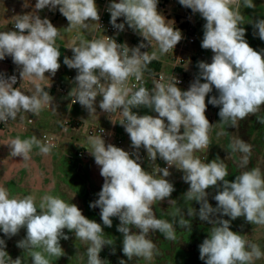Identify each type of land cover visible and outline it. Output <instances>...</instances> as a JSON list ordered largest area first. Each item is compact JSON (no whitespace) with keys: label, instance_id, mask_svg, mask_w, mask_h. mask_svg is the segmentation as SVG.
I'll use <instances>...</instances> for the list:
<instances>
[{"label":"clouds","instance_id":"obj_1","mask_svg":"<svg viewBox=\"0 0 264 264\" xmlns=\"http://www.w3.org/2000/svg\"><path fill=\"white\" fill-rule=\"evenodd\" d=\"M178 2L206 21L201 47L213 53L211 63L198 62L199 73L186 91L177 86L180 81L175 76L167 82L164 77L159 82L154 81L151 90L144 86V73L158 55L156 51L149 54L141 49L155 41L162 56L172 51L183 38L181 31L169 26L158 12V0H112L107 8L113 28L123 31L127 24L147 44L142 41L129 48L110 37L80 39L78 45L69 47L73 56L63 59L69 69L77 70L76 86L69 93L74 97L72 103L79 102L93 113L96 98L101 96V110L106 113L120 111L124 119L119 123L134 149L129 153L111 143L106 144L101 134L88 137L90 150H87L104 180L98 199L90 202L89 207L100 209L104 226L111 228L112 218L119 219L117 231L123 236L122 252L128 260L137 257L150 261L157 254L156 245L148 239L150 232L158 231L167 240L176 239L174 223L157 218L152 207L170 198L175 191L174 185L166 179L171 174L169 168L175 166L184 173L182 178L189 184L184 199L200 204L198 212L189 207L187 217L198 216L212 225L208 237L199 245V258L205 264H253L254 260L264 258V252L259 245L232 231L231 221L244 217L251 224L264 225V174L260 168H253L229 181L226 179L228 167L223 160L202 162L194 152L209 148L212 124L205 115L208 104L219 107L220 123L230 127H237L239 121L257 114L264 106V50H254L245 39L246 30L240 26L244 20L240 12L241 0ZM242 2L245 8L256 7L253 0ZM57 7L69 22L68 31L88 30L100 20L95 0H36L35 4L36 11L45 8L55 11ZM16 17V30L0 31V60L10 56L20 68L22 80L33 82L35 92L27 95L14 87L16 75L5 78L0 74V122L4 123L15 120L21 112L39 116L53 100L40 81L45 80V73L54 76L61 67V53L56 46L60 29L37 14ZM121 17L124 22L117 23ZM252 23L258 30L254 35L264 41V19ZM133 77L139 87L129 86ZM213 86L218 96H212L206 104ZM141 107L157 115H139L132 111ZM258 122L264 124V118H258ZM103 131L100 129V133ZM223 134V131L217 133ZM8 146L13 157L20 156L25 161L30 159L34 146L45 155L54 147L41 143L35 135L26 139L18 136L11 139ZM141 148L146 150L151 162L159 158L167 165L158 167L160 178L142 167ZM230 148L242 154V166L249 163L252 151L249 143L236 138ZM212 187L217 189L213 197L216 207L207 198L206 190ZM169 202L176 201L169 199ZM217 214L219 218H214ZM171 216L178 226L190 228L191 221L180 208ZM224 216L230 219H223ZM21 229L26 230V236L17 242V247L29 254L31 264H51L48 257L64 255L60 241L69 239L65 229L88 245L87 264H104L99 254L105 245L113 244L111 239L105 238L101 224L86 218L76 204L67 203L58 196L44 195L37 205L32 195L12 197L6 188L0 187V231L11 238ZM5 247V240L0 239V264H23L21 257L13 260ZM120 264L125 261L121 260Z\"/></svg>","mask_w":264,"mask_h":264},{"label":"rangeland","instance_id":"obj_2","mask_svg":"<svg viewBox=\"0 0 264 264\" xmlns=\"http://www.w3.org/2000/svg\"><path fill=\"white\" fill-rule=\"evenodd\" d=\"M27 0H0V31H14L11 28V23L14 17L10 14V10L13 7L20 8ZM119 2V0H116ZM256 5L255 8H245L242 6L240 12L242 16H246L248 19L256 21L258 19H264V0H253ZM168 12L170 13V18H166L164 10L162 8L157 9L165 19L169 26L175 29L176 15L178 11L172 7H168ZM32 11L35 9L32 8ZM42 19L45 17L44 11L39 12ZM123 22L124 18L121 17ZM127 25V24H125ZM69 24L59 22L55 25L60 29V36L57 38L56 46L59 48L61 53L59 58V63L61 67L56 72L54 76L50 73H45V80L49 79L48 82H53V84L66 85L67 89L71 92L74 88L73 85L68 82L69 68L63 64V59L65 56L71 58L73 52L71 48L79 44L80 39L90 40L95 31V24L91 26L88 30H83L80 28L68 31L66 28ZM181 31L180 29H177ZM182 33V31H181ZM183 37V33H182ZM154 50L160 59H168L167 54L159 55L158 46L154 41ZM206 56L210 58L211 51L207 50ZM199 57V56H198ZM12 60L10 56H6ZM190 63L189 58H186V66L188 67ZM19 74L20 68L14 71ZM149 90L153 87L151 85L147 86ZM53 100L50 105H46L40 112L39 116H35L31 113L21 112L17 116V120H20L23 125V130L18 132L14 131V137H20L21 139L30 138L35 135L43 144H46L43 135L44 134H55L58 138V143L56 146L52 147L49 154L45 155L40 153L39 149L35 146L30 153V159L25 161L22 157H13L8 150L7 155L10 156L8 165H5L2 169L0 168V187H4L10 193V196L22 198L27 195H32L35 199L37 205H39L41 198L44 195L58 196L67 203L76 204L82 211V214L90 219L95 220L100 223L104 230V236L106 239H111L113 241L112 245H105L101 252L100 258L105 260L104 264H120L121 260L125 261V264H205L199 258V245L203 242L205 238L208 237L210 229L212 227L208 222H202L205 227L200 229L194 225L190 228H183L175 224L171 213L176 209L180 208L182 212L185 213V218L187 219V209L193 206V201H186L184 199V193L188 190L189 184L185 183L183 180L184 173L178 170L176 167L170 172V176L166 177L175 188V191L171 195V199L176 202L171 205L169 211L164 216H159L160 219H166L174 223L176 230V239L167 240L164 236L158 232L159 239L155 240L153 232H150L148 239L152 240L158 245L157 254H155L152 260H145L143 258L133 257L132 260H128L122 252V239L123 236L117 231V225L119 224V219L113 217L112 227L109 228L104 226L100 218V211L97 208H90V202L98 199V193L100 192L103 185V177L100 175V168L96 165L93 160H82V171L80 174L83 178H86L91 183V192L86 193L82 183V177L80 178L77 174V169L75 165L76 155L75 150L79 149L82 145H86V140L84 137L78 135L74 139L68 134V131L62 129V121L66 116L71 118H79L83 120L81 126L87 128L92 125H103L108 126V121L97 109L99 103H95L96 111L90 113L86 108L78 104H72L70 97L62 95L59 91H56L53 95ZM56 104L58 112L54 113L52 107ZM133 112L139 115H154L155 112L152 110L141 107L138 109H133ZM219 112V107H218ZM218 115V114H217ZM264 118V114H263ZM32 120V122H30ZM220 117L217 116V122L215 124L213 132L210 136V144L208 149L198 150L194 152L196 154H204L207 157L206 163L211 162L214 159L223 160L228 167L229 175L226 177L229 181H234L235 177L241 174L243 171H248L253 168L252 162L254 163V168H260L261 171L264 168V124L261 125L259 129L258 142L261 146V155H256L254 159L249 157V163L246 166L241 165V156L239 152H232L230 145L234 139H236V132L233 136L231 131L233 127L220 123ZM79 129V127H75ZM82 131V130H80ZM223 131V135H217L218 132ZM76 133V132H72ZM86 136V135H85ZM87 137V136H86ZM8 133L2 137L3 141L13 139ZM78 139V140H76ZM4 159V158H3ZM3 161V160H2ZM157 178H160L158 175ZM90 188V187H89ZM208 192V201L213 206L216 207L217 202L213 199L216 194L217 189L215 187L206 190ZM169 201V198H168ZM39 211V209H38ZM99 213V214H98ZM219 218V214L217 217ZM223 219H230L227 216L222 217ZM245 219V218H244ZM246 221V220H245ZM247 222V221H246ZM243 220L235 219L231 221V230L237 232L245 237L249 242L261 245L264 247V225H255L249 222L245 223V228H249L246 224H251V228L245 233L241 225ZM133 231H138L133 229ZM65 234L69 237L67 240L61 239L60 244L64 250V255L59 258L48 257L51 264H87L86 249L88 245L76 239L73 232H69L67 229L64 230ZM26 236V230L21 229L20 232L11 237H6L2 231H0V239H4L6 243L5 251L9 256L15 260L17 257H21L23 264H31V257L23 249L17 247V242L22 240ZM195 236L194 238H191ZM113 249L115 253L113 254ZM195 259V260H194ZM197 260V261H196ZM253 264H264V258L259 260H254Z\"/></svg>","mask_w":264,"mask_h":264},{"label":"built area","instance_id":"obj_3","mask_svg":"<svg viewBox=\"0 0 264 264\" xmlns=\"http://www.w3.org/2000/svg\"><path fill=\"white\" fill-rule=\"evenodd\" d=\"M100 20L99 24L95 23V31L92 35L91 39H105L107 37L113 38L116 40L119 44H127L129 48H133L138 46L142 41L143 38L134 30L129 28L127 25H125V29L123 31H119L110 23V12L107 11V8L109 4L112 2V0H95ZM242 2V0H241ZM36 0H27L26 3H24L20 8L13 7L10 10V14L14 17L11 23V28L13 30H16L14 28L15 21L17 19L16 16L24 15V14H30V15H40V11H44L45 17L48 18L51 23L57 24L59 22H63L66 24H69L67 19L59 12L58 7L55 11H50L48 8H45L43 10L38 11H32V8L35 9ZM168 7H172L178 11L176 15V21H175V29H180L183 33L182 40L175 46V48L167 53L168 58H170L172 63V70L170 72H167L165 70L155 69L149 71L148 69L144 73V86L147 87L151 85L154 87V81L159 82L161 77H164V82H167V80L170 77L175 76L180 83L177 85L182 91L188 90L190 84L195 80L197 77V74L189 73L188 70L185 67L186 58H192V48L194 44L197 41V35H198V28H199V21L198 18L201 17L198 13H192L191 9H187L180 5L178 0H158V9L162 8L164 10V13L166 15V18H170V13L168 12ZM117 23H123L122 18H118ZM90 39V40H91ZM145 44H147V41H143ZM154 48V41L152 42V45L142 48L141 51H148L149 54L152 53V50ZM205 49L202 48V51L200 52L199 56L202 59H205L208 54H206ZM213 53L210 54V61L212 60ZM149 68V67H148ZM70 76H69V82L73 85V87L76 86L75 83V76L77 75V70L75 69H69ZM201 82H205L201 80ZM135 85L136 87H139V83L135 81L134 77L130 78L129 86ZM58 91L64 95L70 97L71 103L74 97L70 96V91L67 89L66 85H60L58 86ZM212 96H218L217 90L213 86V91L208 94L206 97V104L207 100L211 98ZM102 99L101 96H98L96 98L95 103H99ZM79 102H76L74 104H78ZM73 104V103H72ZM98 111L101 112L102 117H105L108 121V126L103 125H92L90 127H83L82 130L85 131L86 136H98L101 134L102 138L104 139L105 143H111L119 148L124 149L125 151H128L129 153H132L134 149L131 147V141L129 138V135L126 133L124 127L119 123L122 119H124L118 110L115 113H106L103 110L99 108L97 105ZM218 114V107H214L211 104L207 105V109L205 112V115L207 119L209 120L210 124H212L211 130L209 132V135L213 132L215 124L217 122V115ZM157 115L156 113L153 115ZM11 122V119L7 123L0 122L1 124H8ZM32 122V120H30ZM114 122V123H113ZM165 123L167 121L165 120ZM70 127H72V121L66 120L64 122V130L67 131ZM100 129H103L104 131L100 133ZM183 132V128L181 129V133ZM58 136L55 134H44L43 139L46 144H52L54 146L58 143ZM88 148L86 145H82L79 149L75 150L74 153L76 155V158L79 160H94V157L90 154V152L87 150ZM139 155L141 157V165L142 167L150 172L153 175H159L157 172L158 167H167L165 162L159 158L155 162H151L147 158L146 150L141 148ZM195 157L199 158L202 162H206L207 157L204 154L194 155ZM175 166H172L169 168V172H171L174 169Z\"/></svg>","mask_w":264,"mask_h":264},{"label":"crops","instance_id":"obj_4","mask_svg":"<svg viewBox=\"0 0 264 264\" xmlns=\"http://www.w3.org/2000/svg\"><path fill=\"white\" fill-rule=\"evenodd\" d=\"M198 21H199V28H198V35H197L198 39H197L196 43L194 44V46L192 48L193 57L189 58L190 63L188 65V67L186 66V63H185V67L188 70V72L189 73H193V74H197V75L199 73V69H198V66H197L199 61H204V62L211 63L210 58L202 59L199 56L200 52L202 51L201 41H202V38H203V25L206 23V21L202 17H199ZM53 25L55 26L56 24H53ZM153 51H155L154 48H153L152 52ZM211 53H212V51H211ZM148 66L153 67V68L160 67L162 70H165L167 72H170L172 70V63H171L170 58L165 60V59H160L158 57V59L153 60ZM16 69H19V67L17 65H15L12 60H8L6 58L4 60H0V74H3L5 76V78H7L9 76H12V75H16L17 83L14 85V87H19L20 90L22 92H24L25 94H27V95L33 94L35 92V85L33 84V82L28 80V79L22 80L20 75L16 74L14 72ZM69 76H70V74H69ZM67 79H68V82H69L70 81L69 77ZM49 80H50V78L46 79L44 81H40L41 86L43 88L45 86L50 87V85L53 82H48ZM60 85H63V84H59V85L53 84L55 92L58 91V86H60ZM52 111L54 113L58 112V108H57L56 104L52 107ZM18 116H19V114H18ZM66 120H71L72 122L73 121H78L79 122L78 123L79 129H76L73 126V124H72V127H70L67 130L68 134L71 136L72 139H74L78 135H80L81 137H84L86 140L88 139V137L85 136L86 135L85 131L81 129L82 128L81 123H83V125H84L83 120H81L79 118H71L69 116H66L63 119V121H62V129L63 130H64V122ZM22 130H23L22 122L20 120H17V119H15V120L11 119V122H9L8 124H1L0 123V168L1 169L5 165H8L9 160L11 158L10 156L7 155L8 150L11 151L10 147L8 146V143L10 142V140L3 141L2 137L5 135V133H8V135L12 136V138H13L14 131L20 132ZM80 130H82V131H80ZM72 132H76V133L72 134ZM14 138H16V137H14ZM76 140H78V139H76ZM86 146L88 148H90V145L88 144V141H86Z\"/></svg>","mask_w":264,"mask_h":264},{"label":"trees","instance_id":"obj_5","mask_svg":"<svg viewBox=\"0 0 264 264\" xmlns=\"http://www.w3.org/2000/svg\"><path fill=\"white\" fill-rule=\"evenodd\" d=\"M242 6H243V2H241L240 9L242 8ZM243 17H244V20L242 22V25H240V26L245 28V30H246L245 39L247 40L249 45L254 50H257V51L264 50V41L260 40L257 35H254V31H258V30H255L254 27H253V23L252 22H254V21L248 19L246 16H243ZM8 60H9V58H8ZM148 67H149L148 68L149 71L160 68V67L153 68V67H150V66H148ZM43 89L45 91H48L50 95H53L55 93L54 86H52V87L51 86L50 87L45 86ZM263 114H264V106L261 107L260 111L257 114L250 115L246 119L239 121L238 122V126L237 127H233V129L231 131V135L232 136H233L234 132H236V138L242 139V140H244L245 142L249 143L252 146V151H251V156H252L251 158L252 159H254V157L256 155H261V149H260L261 146H260V142H258V136H259V134H258L259 132L258 131H259L262 123L258 122V118H263ZM78 123H79L78 121H73L72 122L74 127H79ZM196 155L198 156L199 154H196ZM75 160H76L75 165H76V169H77V174H78V176L80 178L82 177V180L84 179L83 180L84 182L82 183V186H83V188H84L86 193L91 192V186H92L91 183L88 180L86 181V178H83L84 176L80 174V171H82V168H83L82 161L79 160L78 158H75ZM251 162H252V164H251L252 167L251 168H254L253 160H251ZM262 174H264V168L262 170ZM154 176H156V178L158 177V175H154ZM169 199H171V197ZM193 202L194 203H193L192 208L196 209V211L198 212L199 208H200V204L197 203L196 201H193ZM172 204L173 203L168 201V198H166L162 202H160V201L156 202L152 206L156 217L159 218V216L166 215L168 213L169 208L171 207ZM97 210L100 211L99 208ZM187 219H190L191 225H194V226L200 228L201 230L204 229L203 227H205V225L202 222L199 221L200 219H199L198 216H196V217H188ZM240 219L243 220V224L241 225V227L243 229V233L246 234V232L251 228V224H246L249 228H245V223H247V222L245 221L244 217H239L238 220H240ZM152 235H154L153 237H155V240L159 239L158 231L157 232H153ZM194 237L195 236H192L191 238H194ZM155 240L153 242L154 244H155ZM156 246L158 248V245H156ZM259 247H260L261 251L264 252V247L261 246V245H259Z\"/></svg>","mask_w":264,"mask_h":264}]
</instances>
